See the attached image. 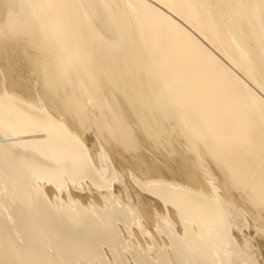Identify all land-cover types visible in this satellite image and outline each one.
<instances>
[{
    "label": "bare ground",
    "instance_id": "1",
    "mask_svg": "<svg viewBox=\"0 0 264 264\" xmlns=\"http://www.w3.org/2000/svg\"><path fill=\"white\" fill-rule=\"evenodd\" d=\"M109 259L264 264V0H0V264Z\"/></svg>",
    "mask_w": 264,
    "mask_h": 264
},
{
    "label": "rangeland",
    "instance_id": "2",
    "mask_svg": "<svg viewBox=\"0 0 264 264\" xmlns=\"http://www.w3.org/2000/svg\"><path fill=\"white\" fill-rule=\"evenodd\" d=\"M86 135H87V137H91V136H92V135H90L89 132H88V134L86 133ZM86 135L84 134V136H86ZM88 135H89V136H88ZM106 177H107V176H106ZM171 221H172V220H171ZM121 225H122V223H120V226H119L120 228H122ZM172 228H173V229H172V233H174L175 235H177V234L180 233V231H179V230H180V227H179V226H178V227H177V226H175V227L172 226ZM122 229H124V227H123ZM161 229L163 230V231L160 233L161 236H160V235L158 236V235L155 234L156 237H158V240H159L160 243L162 242V244H163V243H164V244H169L170 238H171L172 236H171V230H170V227H169L168 222H162ZM120 231H121L122 233H124L125 230H120ZM133 241H134V243H137L135 240H133ZM151 241H152V240L150 239V242H151ZM143 243H145V241H143ZM146 245H147V244H146ZM143 246H144V245H143ZM144 247H146V246H144ZM125 250H126V249H125ZM125 250H124V251H125ZM128 250H129V253H130V252H133V253H131V255L134 254V252H136L133 248H131V250H130V249H128ZM126 251H127V250H126ZM154 252H155V250L153 251V253H154ZM126 253L128 254V251H127ZM155 254H156V252H155ZM155 254H154V255H155ZM131 255L129 254V256H131ZM125 257H126V256L118 257V258H116V259H125ZM253 259H254V257L251 258V261H252ZM102 260H103V259H102ZM107 260H108V259H107ZM107 260H106V261H107ZM110 260H111V262H110L111 264H112L113 262H115V259H114V260L109 259V261H110ZM149 260H150V259H149ZM151 260H153V259H151ZM151 260H150V261H151ZM185 260H186V259H185ZM106 261H105V262H106ZM112 261H113V262H112ZM130 261H131V262H132V261L134 262V260H132V259H130ZM103 262H104V261H103ZM133 262H132V264H133ZM153 262H154V261H153ZM153 262H152V263H153ZM106 263H107V262H106ZM108 263H109V262H108ZM108 263H107V264H108ZM154 263H158V262L155 261ZM101 264H102V263H101ZM104 264H105V263H104ZM135 264H136V262H135ZM149 264H150V263H149Z\"/></svg>",
    "mask_w": 264,
    "mask_h": 264
}]
</instances>
